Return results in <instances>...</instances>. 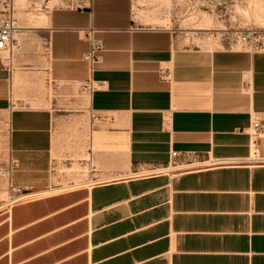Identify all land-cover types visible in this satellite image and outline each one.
I'll use <instances>...</instances> for the list:
<instances>
[{"label":"crops","instance_id":"0c3cea01","mask_svg":"<svg viewBox=\"0 0 264 264\" xmlns=\"http://www.w3.org/2000/svg\"><path fill=\"white\" fill-rule=\"evenodd\" d=\"M141 1L54 7L26 26L40 30L43 57L18 42L13 69L0 60V167L25 198L0 212V264H264V166L39 196L57 157H81L88 134L91 161L110 177L172 152L249 156V129L264 124V52L185 44L163 19L146 23ZM86 29L104 46L94 65Z\"/></svg>","mask_w":264,"mask_h":264},{"label":"rangeland","instance_id":"374dc122","mask_svg":"<svg viewBox=\"0 0 264 264\" xmlns=\"http://www.w3.org/2000/svg\"><path fill=\"white\" fill-rule=\"evenodd\" d=\"M43 1L24 0L23 4H19L18 0H13V13L17 20V26H35L38 18L44 14H49L54 7L69 5L64 0H50L47 4L49 9H44L41 6ZM141 8L139 16L146 23L153 26H162L151 22L150 19H163L164 24L167 26L162 27L177 29L182 33L184 43L192 46L222 49L226 47L227 33L246 34L252 31L264 33V0H143L141 1ZM4 15L9 17V13ZM41 36L39 29H25L22 36L19 37L16 34V39L21 45L23 43L27 46L25 52L29 55L43 57L46 53V45ZM237 48L241 49L242 47L237 45ZM245 49L252 50L249 45ZM3 56L7 55L3 54ZM34 66L37 67V64H34ZM7 124H2L5 129ZM78 134V131L65 132L64 138L71 140L73 137H77ZM89 137V134L83 137L85 140L81 148L83 152L81 157H57L51 172L53 185L50 189L40 193L39 196L91 188L94 183L83 184L84 179L90 178V169L88 167L82 169L80 166V164L91 159V155L87 152L90 147ZM97 148L98 146L94 145V149L97 150ZM90 153H92L91 150ZM93 164L99 171L101 170L98 163L93 162ZM99 171L91 177L110 178V176L104 175L106 173ZM3 173V168L0 167V212L9 210L14 203L25 199L11 190L9 175Z\"/></svg>","mask_w":264,"mask_h":264},{"label":"built area","instance_id":"2783aa9c","mask_svg":"<svg viewBox=\"0 0 264 264\" xmlns=\"http://www.w3.org/2000/svg\"><path fill=\"white\" fill-rule=\"evenodd\" d=\"M41 1V0H38ZM50 0H44L41 6L44 9H49L47 4ZM72 5L75 0H64ZM14 2L13 0H0V60L7 61L10 64L11 70L14 54L20 49V45L16 39L18 31L17 20L14 17ZM9 13V17L4 14ZM94 30H81L83 38L90 42V51L85 56V59L94 65L99 61V53L104 50L102 42L94 38ZM226 46L232 47L240 45L245 49L247 45L251 46L252 50L264 52V33L255 31L249 33H227ZM6 54L7 56H3ZM264 133V124L260 121L253 122L249 129L250 134V154L245 158H212L210 156H202L196 153H180L172 152L170 161L161 166H144L137 168L130 174H117L108 179L91 177L98 173L97 167L90 160L80 164L81 168L90 169V178L84 179L83 184L92 183H110L124 180L126 178H148L162 174L179 175L183 173L197 172L215 168H232V167H255L264 166V157L260 155L259 147L260 140ZM70 167L71 164H69ZM4 173H8V168H3ZM88 182V183H86Z\"/></svg>","mask_w":264,"mask_h":264},{"label":"bare ground","instance_id":"6f19581e","mask_svg":"<svg viewBox=\"0 0 264 264\" xmlns=\"http://www.w3.org/2000/svg\"><path fill=\"white\" fill-rule=\"evenodd\" d=\"M18 3L19 4H23L24 3V0H22V1H20V0H18ZM198 14V13H197ZM202 15H205V14H202ZM193 19V18H192ZM209 19H210V17H209ZM46 20H48L47 19V15H43V16H40L39 18H38V20H37V23H36V25H43V24H45V22H46ZM202 20V19H201ZM204 23V22H203ZM206 24H207V22H205ZM210 24V23H209ZM212 24V23H211ZM210 24V25H211ZM194 27V26H193ZM197 27V26H196ZM200 27V26H199ZM202 27V26H201ZM210 27V26H209ZM27 27H18V29H26ZM213 28V27H212ZM205 29H207V28H205ZM20 34L18 33L17 34V36H19ZM237 46V45H236Z\"/></svg>","mask_w":264,"mask_h":264}]
</instances>
